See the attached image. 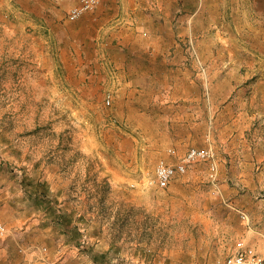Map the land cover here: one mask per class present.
I'll use <instances>...</instances> for the list:
<instances>
[{
    "label": "rangeland",
    "instance_id": "rangeland-1",
    "mask_svg": "<svg viewBox=\"0 0 264 264\" xmlns=\"http://www.w3.org/2000/svg\"><path fill=\"white\" fill-rule=\"evenodd\" d=\"M79 3L0 0V207L31 225L3 221L15 260L35 264L29 243L50 264L264 255V0H99L72 19ZM192 148L207 156L161 185L159 162Z\"/></svg>",
    "mask_w": 264,
    "mask_h": 264
},
{
    "label": "crops",
    "instance_id": "crops-1",
    "mask_svg": "<svg viewBox=\"0 0 264 264\" xmlns=\"http://www.w3.org/2000/svg\"><path fill=\"white\" fill-rule=\"evenodd\" d=\"M57 2V1H56ZM106 2V1H105ZM73 5V3H72ZM58 6L56 5H52V10L53 9H57ZM24 194L25 197V202H28L30 199L32 201V199H34L36 202H38L39 204L41 203V201H43L41 198L43 197L39 192L37 191H33L32 189H27L25 188V191L22 193ZM31 197V198H30ZM1 202L2 198H0ZM44 204L42 206L41 204V208L46 210V218H40L39 219V223L40 224H46L47 226L50 224L51 226H54L56 228H58V230H60V232L64 235L65 230H64V223L61 221H59L58 219H54L53 220V216L51 211L48 210V207L44 206L46 205V202L43 201ZM7 205V206H6ZM3 207V208H2ZM8 211H10V213H7ZM13 208L8 205V204H4L3 206L0 207V220L4 221L10 228L12 231L14 230H18V227H22V229L24 230V234H26V232L30 229L31 225L28 224L27 220L30 219L28 218L29 216H27L24 213H21V216L18 217V215H12V213L14 214ZM51 218V220H50ZM15 237V236H14ZM12 238L11 236L9 237V235L0 237V258H2L3 260H1V264H21L20 261H16L14 258L15 256H13V254H15V252L17 251L18 247L20 246V243L18 241V239ZM29 248L31 251H33L35 254H37V260L35 261V264H50V256L47 255V253L43 255V251H42V247L43 246H39L37 243H29ZM22 248V246L20 247ZM12 249V250H11ZM45 249V248H43ZM10 250V251H9ZM11 252H14L13 254ZM5 256V257H4Z\"/></svg>",
    "mask_w": 264,
    "mask_h": 264
},
{
    "label": "built area",
    "instance_id": "built-area-1",
    "mask_svg": "<svg viewBox=\"0 0 264 264\" xmlns=\"http://www.w3.org/2000/svg\"><path fill=\"white\" fill-rule=\"evenodd\" d=\"M99 0H80V3L71 11V18L75 19L83 12L95 7ZM110 102V99H108ZM207 153L196 148L189 150L187 155L177 165L161 160L157 166V177L161 185L167 184L177 171L184 172L187 165L199 157H206ZM7 233V226L0 220V235ZM224 264H264V255L254 251V249H243L234 253L225 260Z\"/></svg>",
    "mask_w": 264,
    "mask_h": 264
}]
</instances>
